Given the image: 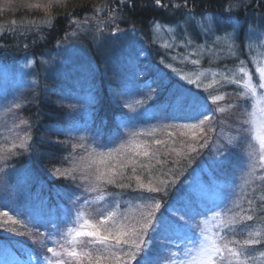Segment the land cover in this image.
<instances>
[{"label":"trees","instance_id":"trees-1","mask_svg":"<svg viewBox=\"0 0 264 264\" xmlns=\"http://www.w3.org/2000/svg\"><path fill=\"white\" fill-rule=\"evenodd\" d=\"M52 1L41 5L40 8L27 7L26 0H6L5 4L0 3V66L31 62L35 65V62L38 63L45 55L55 52L59 42L74 32L73 35H80L82 40L78 39L83 43L78 55L82 56V53L87 56L89 64L94 60L96 66L89 67L88 84L83 83L79 87L73 84L64 86L62 92L65 96L53 93L54 90L44 93V88L30 92L25 102L11 112L15 119L13 123L21 120L27 122L28 135L26 148L0 149L6 150L5 153L0 152V157H7L6 161L0 160V197L2 198L4 194L3 196L12 199L16 198L17 190L25 191L23 197L22 193L19 199L11 202V199L5 201L0 198V246L7 260L9 261L11 254L20 259L22 264L33 258H38L37 264H45L41 260L45 261L43 258L53 253L48 252L47 248L56 250L62 247L61 242L59 245L47 242L49 237L58 238L65 229H71L69 222L58 223L57 229L51 234L48 231L50 221L61 222L69 212L71 201L58 194L66 190L76 194L73 197L77 201L74 211L82 206L80 200L86 194L84 185L78 179V170L75 172L77 180L74 182L62 177L60 173H67L75 168L73 164H77L76 159L79 161L85 153L84 146L81 147L78 139L91 136L95 140L98 139L99 143L106 144L108 148L114 149L119 144L125 148L132 147L131 150L135 152L133 156L137 157L138 161L139 158L143 160L149 157L152 168L148 171L140 165L126 167L124 172L116 177V182H122L126 187L118 188L115 184H105L102 191L107 205L102 210L94 208L93 203V207L87 212L91 214L95 209L99 213H104L105 208H108L113 200L115 203H124L121 209L123 212L120 214L121 223L126 222L124 225L127 226L137 218L139 221L144 220L143 225L150 212L158 216L164 213L166 208L179 204V197L187 194L181 186L192 177V172L200 167L206 178L204 179L206 186L199 192L193 189L196 196L190 193L191 198L188 202L192 203L197 197L203 198L204 201L208 197L226 199L223 201L225 205L211 201L206 203L205 209L195 206V209L204 215H198L194 224H200L204 217L215 212L229 214V209H233L234 216L229 217V227L232 237L239 241L235 246L240 247L245 240L256 236L253 240L260 243L249 247L260 251V261L264 264V228L261 233L259 228L261 224L264 225V178L258 175L255 181L253 179L248 185L243 186L240 178L225 179L218 174L214 176L205 174L204 168H208L210 163L206 157L213 156L208 150L213 148L203 138L202 145L205 143L207 145L197 154L191 155L188 160L183 159L181 154L183 151L177 152L172 147L165 154L155 152V148L167 145L168 140L173 137L176 141L185 143L197 136L196 131L189 135L181 129L185 126L179 125H193L197 121L187 123L186 119H183L182 111L177 114L171 108L164 109L170 98V90H190L193 94L207 96L214 108H218L219 105L212 102L205 92L194 91L193 88L196 87L189 88L186 83L176 78L174 70H171L173 60L170 58V54L174 52L155 41L154 32L158 25L175 26L180 29L183 36L185 32H189L193 39L197 38L201 29L195 25L196 23L190 28L189 25L185 26L187 15L193 13L192 15L199 19L210 13L214 16L213 26L217 33L221 35L224 31L232 33L237 30V40L240 38L244 43V37L251 28L256 27L258 31H264V0H256L250 5L241 1L236 5L230 0H161L160 5H157L155 0H129V3L125 4L120 0ZM230 4L232 6H229ZM251 24L256 26L251 27ZM116 26L120 32H116ZM78 27L79 30H76ZM92 34L96 35L94 39H91ZM99 35L111 41L113 39L119 43L120 50L126 51L125 56L117 60L118 66L112 69L108 68V60H102V51L94 42ZM132 38L134 48L127 53ZM208 41L212 42V37L207 34L204 42ZM149 84L152 85L151 89ZM235 89L237 90L235 86L226 87L228 92H235ZM130 96L135 99L131 100ZM75 98L87 100L86 103L83 102L87 106L85 111L79 110L78 100ZM136 98H140L139 103ZM1 100H4L2 95ZM70 105L74 108L69 107ZM241 109L232 110L229 114L223 112L220 118L229 121L231 114ZM162 123L164 124L160 125ZM154 125L160 129L154 130L152 127ZM210 129L207 132L209 134L219 131ZM157 131L161 132L157 137L150 135ZM159 136L161 139L156 140ZM136 145L138 147H135ZM144 150L149 153L148 156L142 154ZM137 152L141 155H136ZM153 156L155 158H150ZM157 156L160 159H157ZM176 162L180 165L187 163L183 173L180 174V170L167 173L166 169ZM56 169H59L60 173H57ZM152 173L156 174L155 182H165L179 176L177 184L160 193L149 192L145 189L147 186L144 182L150 178L154 179ZM129 184L131 187H127ZM141 185L145 190L139 188ZM6 186L7 191L1 190ZM157 201L160 203L158 210L155 209ZM128 211L135 212L132 214ZM124 213L128 215L125 216ZM27 215L42 220L39 231L32 226ZM249 216L252 217L251 220L247 219ZM101 218L100 214H93L91 222L96 223ZM189 223L192 225L189 228L193 231L195 228L192 221L189 220ZM134 225L141 231L140 223L136 221ZM257 233L259 235H256ZM144 235L140 232L139 239L145 251L138 252L135 259H130L125 254L131 248V244L116 246L115 240H112L110 250L105 251L95 238L89 239L84 236L81 239L82 246H76V250L80 252L79 258H69L64 264H89L83 255L86 251L91 252L93 257H98L103 252L105 258L101 260V264H113L108 258L113 253L127 260L128 264L157 262L163 264L165 249H157V243L172 246L176 243L167 242L163 234ZM187 237L192 238L189 235ZM144 241L148 243H143ZM120 248L125 251H120ZM245 249L247 250V246ZM243 258L245 264H256L254 255L248 261L245 256ZM170 261L171 259L167 262Z\"/></svg>","mask_w":264,"mask_h":264},{"label":"rangeland","instance_id":"rangeland-1","mask_svg":"<svg viewBox=\"0 0 264 264\" xmlns=\"http://www.w3.org/2000/svg\"><path fill=\"white\" fill-rule=\"evenodd\" d=\"M5 1L6 0H1L0 3L5 4ZM230 1L232 3L235 2L236 5L240 1L250 5L252 3L254 4L256 0ZM48 2L51 3L53 1L26 0L27 7L29 8L35 6L40 8L41 5ZM120 2L125 4L129 3V0H120ZM229 6L232 5L230 4ZM192 14L187 15L185 26L189 25L190 28V26L196 23L195 25L201 29L197 38L193 39L189 32H185V36H183L178 27L158 25L155 27L154 31L155 41L157 40L164 48H169L171 51L173 50L174 53L170 54V58L173 60L171 70H174V75L178 80L186 83L189 88L190 86L196 87L197 89L193 88L194 91L199 90L205 92L211 100L213 96L217 95L223 97V99L216 101L212 100V102L219 105L218 108H216V115L212 117V120L204 122L203 125H200L198 121L196 124H193L194 126L179 124L185 126V128L181 129L189 135L192 131H196L197 136L196 138H192L193 142L187 141L183 143L176 141L173 137L168 140L167 145L155 148V152L165 154L168 152V149L172 147L173 149L175 148L174 150L176 151H183L181 153L183 154V159L185 158L188 160L191 155L197 154L203 148L201 147L203 144L201 140L203 138L210 144L211 148H213L208 150L212 152L213 156L207 155L206 157L207 161H210V163L208 168H204L205 174L209 176L218 174L225 179L238 180L240 178L241 184L246 186L253 179L255 181L258 175L264 178V163H262L260 159L262 153L260 140L257 135L258 132L261 131L262 126H264V111H262V109H264V89L259 88V84L262 82L259 69L264 68V31H258L256 27H253L256 26V24H251L253 28L250 27L251 30L246 33L244 43H242V39L239 38L240 40H237V30H234L232 33L224 31L221 35L217 33L213 26L214 16L210 13L205 14L199 19ZM221 26L223 29V25ZM76 30H79V27ZM99 30L101 31V29ZM74 33L63 38L58 45L56 44L55 52L45 55L38 63L35 62V65L31 62L30 64L24 63L21 65L0 66V95H2L4 99L0 101V149L6 147L13 150V144L16 145L15 148H20L19 145L22 142L26 144L27 141V122L24 120L18 121L17 123L12 122L15 121L14 117L11 115L13 109L16 108L14 107V102L21 105L25 102L30 92L41 90L42 88H44V93H49L50 90H54L53 93H61L64 95L62 88L66 85L73 84L79 87L83 83L88 84L90 80L88 70H90L91 67H95L96 64L94 60L89 64L87 56L82 53V56L78 55V50L81 48L82 42L79 41V39H81L80 35H73ZM206 33L209 37H212V42H204L207 36ZM95 36L96 35L92 34L91 39H94ZM162 40H164V42ZM94 42H96V46L102 51V60H108L109 69L118 66L117 60L125 56L126 51L123 52V50H120L118 46L119 43H116L113 39L111 41L107 37L101 38L99 35V38L95 39ZM133 44L135 43L132 38L129 46L130 50L127 53L133 50ZM194 61L196 63H194ZM188 65H190V67H188ZM241 69H243V71H241ZM192 81H195V83H192ZM237 81L239 83H236ZM245 83L248 84V88H245ZM230 86H235L237 90L235 89V92L226 91V87ZM251 89H255V92H252ZM139 90L140 89H138V91ZM130 98L131 100L135 99L131 96ZM139 99L136 98L138 103L140 102ZM75 100H78L79 110L81 112L85 111L87 106L83 104V102L86 103L87 100L82 99L81 101L79 98H75ZM240 104H243L241 111L238 110L239 112L232 113L229 121L220 118V114L223 112H219V108L224 109V114H229L232 110H237L239 108L237 105ZM162 107L163 106H161V108ZM174 112L178 114V112L181 111ZM186 122L190 123L191 121L186 120ZM163 124L164 123L160 125ZM241 124H243V130L238 133L237 129L240 128ZM152 127L154 130L160 129L156 128L155 125ZM210 128L219 131L209 134L207 132ZM224 128L226 130H224ZM160 133V131H157L150 135L157 137ZM159 139H161L160 136L156 140ZM78 141L84 146L85 153L82 156L84 159L82 160L80 157L78 161L77 158V164L74 163L73 166L79 171L77 176L81 184L84 185L86 194L82 199L85 202L81 203L82 206L77 210V212L83 215L74 217L72 222H70L71 229H65L58 238L49 237L47 239V242L52 245H59L61 242L62 247L56 250L53 249L52 254L46 255L43 258L45 261L41 260L45 264H57L58 261L62 260L64 262L69 258H75L76 256L71 255L73 251L79 256L80 252L76 250V246H82L83 241L81 242V239L84 238V236L78 235L81 224L85 220L91 221L93 214H100L101 216V213H103H99L98 210L94 209L90 214L87 210L93 207V203L95 206L94 208L102 210L104 206L107 205L105 195L102 191L106 183L96 182L94 172L87 168L88 164H91L93 169L104 170L109 172V174L116 173V177H119V175L124 172V169L130 165L132 167L138 165L144 166V170L147 168L146 170L148 171L152 168V163L148 160L149 157L143 160L138 157L140 159V161H138L137 157L133 156L135 152L131 150L133 149L132 147L125 148L121 144L114 147V149L108 148L106 144H104L106 145L105 147H98V139L95 140L91 136H83L81 139H78ZM145 141H147V139H145ZM137 145L135 147H138ZM206 145L205 143V146ZM193 148L197 151L193 152ZM225 150L231 153L229 161L226 164H220V154ZM0 152L5 153L6 150H1ZM99 153L106 154L103 158L104 163H100ZM109 153L110 155H107ZM150 158H155V156ZM157 159H160L159 156H157ZM186 166V162L185 165H180L179 162H176L173 166L168 167L166 171L167 173H172L173 171L180 170V174H182ZM152 176L154 179L150 178L144 182L147 186H144L146 190L149 188H160L161 191H163L167 188H171L173 185L177 184V177H179L175 176L171 178V180L169 179L165 182H155L156 174L152 173ZM204 177V173H202L200 167H197L196 171L194 173L192 172V177L181 186V189H184V192H187V194H183L179 197V204H174V206L180 209H183L185 206H191L194 209L195 206H197L201 209H205L207 206L206 203L211 201H217L219 205H225L223 201H225L226 198L214 199L208 197L206 201H204L203 198L197 197L192 203L188 202L191 198L190 193L196 196L193 189L199 192L202 190V187L206 186L204 181L206 178ZM173 181L174 183H172ZM165 186L167 187L165 188ZM139 188L141 189L143 187L140 186ZM1 190L7 191V186L1 188ZM22 191L24 190H17L16 198L12 197L11 199L3 196L4 194L2 198H0L5 201L11 199V202L14 199H19V195L22 193L23 197L25 191ZM112 204L113 200L110 205ZM118 204L119 208L115 210L117 211V217L122 220L120 214L123 212L121 209L124 203ZM110 205L108 208H105L104 213L110 209ZM128 212L133 214L135 211ZM181 214L182 212L173 213L175 216ZM124 215L127 216L128 214L124 213ZM233 216L234 210L229 209V214L228 212H215L211 216L204 217L205 219L201 220L200 224H194L192 222L196 234L193 235V231L189 227L181 229L184 236H192V239L190 241H184L182 238L180 239L182 241L173 242V244L176 243V245L178 243L180 247L176 245L172 246L171 244L160 245L157 243V249H165V254H163L162 257L164 258L163 264H193V257L197 255L200 243L204 241L205 237L208 238L209 242L215 240L221 247L226 244L228 248H236L237 251H240L241 248L235 246V239L232 237L229 227V217L231 218ZM136 221L142 225L144 220L139 221V219L136 218L131 222L135 224ZM125 223L126 222H123V224ZM132 223L127 226L125 225L126 229L128 231L136 229L139 235L141 231H138ZM259 228L261 233L264 225L261 224ZM255 232H257V230ZM148 233L153 236L151 230H149ZM256 235L259 234L257 233ZM255 237L256 236H253L251 240ZM86 238L91 239L92 237ZM140 242L142 243L141 240ZM66 243L70 245H66ZM1 249L0 246V264H22L20 259L11 254L9 256V262ZM162 250H160V252H162ZM244 250L247 253L245 255L246 261L254 255L257 260L254 259V262L256 264H263L262 261H260L261 253L259 250H255L251 246H247V250ZM223 256L227 258L226 264L227 262H230V264H239L240 260H244L243 256L239 258L232 257L228 252H224ZM36 259L38 258L29 259L25 264H37L38 261ZM170 259L171 261L168 263L167 261ZM156 264H160V262Z\"/></svg>","mask_w":264,"mask_h":264},{"label":"snow or ice","instance_id":"snow-or-ice-1","mask_svg":"<svg viewBox=\"0 0 264 264\" xmlns=\"http://www.w3.org/2000/svg\"><path fill=\"white\" fill-rule=\"evenodd\" d=\"M157 5L161 4V0H155ZM116 32H120L118 26H116ZM27 47V45H25ZM143 55V53H141ZM194 63H196L194 61ZM28 66V65H26ZM243 71V69H241ZM261 83L259 84L260 89H264V68L259 69ZM195 83V81H192ZM236 83H239L238 81ZM151 89L152 85H148ZM245 88H248V84L245 83ZM252 92H255V89H251ZM170 98L168 103L164 105V109L167 110L171 108L173 111H182L183 112V119L190 120V121H198L200 125H203L205 121L212 120V117L216 115L217 109L213 107V105L209 102L208 97L203 94H193L190 90L182 91L180 89L170 90ZM223 97L221 96H213L212 100H221ZM14 107L19 108L20 104L14 102ZM69 107H73L70 105ZM237 107L242 108L243 104L237 105ZM219 112H224L223 108L218 109ZM264 111V109H262ZM186 126H194V125H186ZM243 130V124H241L240 128L237 129L238 133ZM68 131H72L68 129ZM258 139L260 140V148H261V162L264 163V126H262L261 131L258 132ZM159 143V141L157 142ZM98 147H105L106 145L97 142ZM205 145H201L204 147ZM16 145L13 144V148ZM20 148H26L27 145L25 143H21L19 145ZM83 147V145H81ZM193 152L197 151L195 148L192 149ZM144 156H148L149 153L144 151L142 153ZM100 163H104V156L105 153H99ZM107 155H110L107 154ZM136 155H141V153L137 152ZM231 153L228 150L223 151L220 154V164H226L229 161ZM7 157H0V160L6 161ZM83 160L84 158L81 157ZM88 169H91L94 172L95 180L97 183H106V184H115L118 188H124L126 185L122 182H116V173H111L100 170V169H93L91 164L87 165ZM78 169L73 168L67 173H60L59 169H56L57 173H60L62 177L69 179L70 181L74 182L77 180V176L75 172ZM174 183V181L172 182ZM75 187V184L72 185ZM127 187H131V185H127ZM143 187V185H141ZM167 186H165L166 188ZM149 192L159 193L161 191L160 188H149ZM166 194V191H165ZM62 195L67 201H71L69 205V212L66 215L65 219L61 222L58 221H50L48 231L51 234L54 229H57L58 223H69L72 222L73 217L82 216V213L74 211L73 209L77 206V201L73 199L76 195L71 190H66ZM119 195V194H114ZM154 199V197H153ZM85 202L84 200H80V203ZM119 208V204L113 202L110 205V209L106 213H101L102 218L99 219L96 223H92L89 220H85L78 230V235L92 237L95 238V241L98 242L105 251L110 250L111 241L115 240L116 246L120 245H128L131 244V248L126 251L127 257L130 259H135L138 252L145 251L142 247V243L140 242L139 235L137 234L136 229L132 231H128L123 223L120 222V219L117 217V211L115 209ZM160 208V203L157 201L155 202V209ZM182 212L181 215L175 216L173 213ZM198 215H204V213L199 212L198 210L194 209L191 206H185L183 209L177 208L175 206H170L166 208L164 213H160L158 216L154 215L153 213H149L148 219L141 225V233L147 235L149 230L153 232L154 235L163 234L164 239L171 243L175 241H179L180 239H192L191 237L184 236L181 232V229L185 227H191L192 225L189 223L191 220L193 223L196 221V217ZM188 218V219H185ZM27 219L31 222L32 226L39 231L40 227L42 226V220L36 218L31 215H27ZM247 219L251 220L252 217L249 216ZM198 226V225H197ZM58 235L59 233L56 232ZM195 229H193V235H195ZM151 237H149V240ZM143 243H148V241H144ZM234 243L239 244V241H235ZM260 241L258 240H245L243 245H240L241 250L237 251L236 248H228L225 244L223 247L217 244L215 240L209 242L208 238L205 237L204 241L200 243L199 250L197 255L193 257V264H226L227 258L223 256L224 252L230 253L232 257L239 258L241 256H245L247 253L244 250L245 246L249 245H256L259 244ZM177 247L180 245L177 243ZM120 251H125V249L120 248ZM48 252H53V248L48 247ZM72 256H76L79 258L76 252L71 253ZM84 257H86L89 261V264H101V260L104 259L103 252L98 257H93L91 252H84ZM113 264H128L127 260L122 259L120 256L116 255L115 253L111 254L108 257ZM57 264H64V262L58 261ZM230 264V262H227ZM239 264H245L243 260L239 261Z\"/></svg>","mask_w":264,"mask_h":264}]
</instances>
